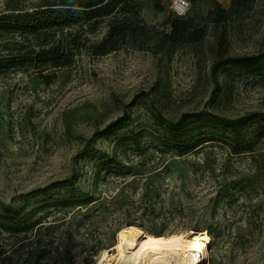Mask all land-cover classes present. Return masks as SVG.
Wrapping results in <instances>:
<instances>
[{
	"label": "rangeland",
	"instance_id": "1",
	"mask_svg": "<svg viewBox=\"0 0 264 264\" xmlns=\"http://www.w3.org/2000/svg\"><path fill=\"white\" fill-rule=\"evenodd\" d=\"M65 1L0 0V15L54 11ZM187 3L196 41L154 52L156 34L169 31L172 0H122L108 16L72 24L66 40L77 36V55L49 70L51 84L36 78L38 64L0 70V213L1 204L34 209L30 222H43L26 235L1 232L0 264H95L128 226L150 235L204 231L206 264H264V0H245L223 23L217 8L229 10L231 0ZM112 18L136 21L149 40L139 49L124 37L97 51ZM20 39L0 31V58ZM251 55L260 57L252 66L223 64ZM199 112L255 115L242 129L248 141L261 133L253 152L230 156L211 142L196 154L165 157L166 173L148 184L98 171L113 155L122 165L140 164L144 146L135 153L117 143L148 128L151 115ZM72 195L94 199L100 211L81 222L76 205L62 201Z\"/></svg>",
	"mask_w": 264,
	"mask_h": 264
},
{
	"label": "trees",
	"instance_id": "2",
	"mask_svg": "<svg viewBox=\"0 0 264 264\" xmlns=\"http://www.w3.org/2000/svg\"><path fill=\"white\" fill-rule=\"evenodd\" d=\"M122 0H67L62 8L47 11L19 12L0 15V31L5 33H17L21 36L15 52H10L0 59V70L6 72L9 67L19 70L23 66L38 64V76L36 77L43 85L51 84L55 78L51 68H64L73 64L77 55L78 46L75 44L76 37L66 40L68 29L77 23L82 17L86 19L108 16L115 10V6ZM245 0H231L229 10L217 8L216 22L223 23L232 9L243 7ZM52 15H54L52 17ZM95 23H88L87 30L92 31ZM169 31H161L156 34L154 40V52H159L172 45H180L188 41H196L190 15L177 17L172 13L167 21ZM144 28L136 21L122 18L109 19L106 31L100 41L94 44L97 51L107 49V46L120 38H126L139 49L149 38L143 33ZM260 57L258 55L228 58L223 64L242 63L243 67L252 66ZM255 115L246 114L237 118H226L211 112L185 113L175 120H168L161 115H151V125L148 128L131 132L123 137L117 144H128L130 150L145 147L146 155L136 165H122L115 155L106 157L98 171L105 175L115 176L118 179L127 175L132 179L145 177L148 184L153 178L166 173L167 163L165 157H185L196 154L211 142H218L226 146L227 154L239 156L244 153H252V146L259 138L248 141L243 135V127L249 123ZM124 121L117 120L111 126ZM107 130V129H106ZM264 132V129H263ZM215 133L216 135H212ZM158 154L159 158H155ZM147 164L144 166L143 162ZM121 182V181H120ZM122 183V182H121ZM146 188V193H148ZM65 205H76L78 215L83 222L94 210L100 211L99 206H91L94 199L84 197H66L62 200ZM4 213H0V233L7 235H26L31 227L43 226L41 221L30 222L36 210L11 211V205L1 204ZM211 238L214 237L211 235ZM93 247L89 251L92 250ZM0 259L6 256V251H1ZM3 256V257H2Z\"/></svg>",
	"mask_w": 264,
	"mask_h": 264
},
{
	"label": "bare ground",
	"instance_id": "3",
	"mask_svg": "<svg viewBox=\"0 0 264 264\" xmlns=\"http://www.w3.org/2000/svg\"><path fill=\"white\" fill-rule=\"evenodd\" d=\"M209 244L204 231L150 235L128 226L112 247L95 256V264H206Z\"/></svg>",
	"mask_w": 264,
	"mask_h": 264
},
{
	"label": "built area",
	"instance_id": "4",
	"mask_svg": "<svg viewBox=\"0 0 264 264\" xmlns=\"http://www.w3.org/2000/svg\"><path fill=\"white\" fill-rule=\"evenodd\" d=\"M188 9L187 0H172L171 10L177 17H182L186 14Z\"/></svg>",
	"mask_w": 264,
	"mask_h": 264
}]
</instances>
